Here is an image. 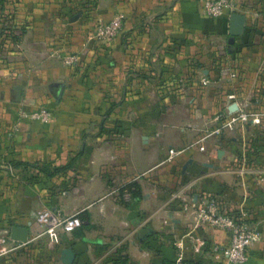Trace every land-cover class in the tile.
Listing matches in <instances>:
<instances>
[{
  "label": "crops",
  "instance_id": "1",
  "mask_svg": "<svg viewBox=\"0 0 264 264\" xmlns=\"http://www.w3.org/2000/svg\"><path fill=\"white\" fill-rule=\"evenodd\" d=\"M20 5L33 6L28 20L39 25L20 32L16 70L0 64V161L69 166L66 179L73 184L65 193V209L86 212L88 220L54 240L46 234L57 226L24 225L27 241L18 242L10 237L11 227L24 223L8 226V206L0 214V264H64L60 258L66 247L75 253L71 264H176L180 251L181 264H219L203 247L195 251L194 237L224 242L225 232L193 230V216L180 211L173 212L175 224L166 220L170 191L182 173L222 203L234 207L243 202L263 236L251 247L246 264H264V151L248 159L254 176L245 175L244 184L233 171L235 150L227 143L219 146L218 155L220 148L211 139L206 153L172 162L178 169L164 163L167 153L160 152L166 135L178 141L168 148L189 143L196 135L191 128L203 127L228 93L248 99L249 88H258L252 98L264 112L263 37L255 34L254 43L241 50L240 63L230 65L216 61L224 59V48L210 42L227 21L205 16L202 0H23ZM116 12L124 16L118 36L110 42L94 39V24ZM252 12L244 7L246 23L253 21ZM26 53L35 63L28 68ZM64 55H75L78 62L67 65ZM225 58L229 62L228 53ZM203 76L208 85L201 83ZM15 86L22 89L13 106ZM41 106L53 111L48 122L19 117L20 111ZM166 113L183 123L168 132L166 123L159 122ZM13 125L20 131L12 132ZM130 182L138 186L139 196L132 197L125 187ZM11 242L17 244L10 248ZM39 242L50 251H37Z\"/></svg>",
  "mask_w": 264,
  "mask_h": 264
},
{
  "label": "built area",
  "instance_id": "2",
  "mask_svg": "<svg viewBox=\"0 0 264 264\" xmlns=\"http://www.w3.org/2000/svg\"><path fill=\"white\" fill-rule=\"evenodd\" d=\"M201 8L203 14L209 18H228L233 12L239 13V2L238 0H202ZM123 19L124 16L120 12H116L108 21L98 20L92 30L94 39L100 42H110L115 39L122 29ZM62 59L67 65H73L78 60L75 55H64ZM235 75V72L230 73L231 77ZM201 83L205 86L210 83V80L203 76ZM233 104H235V109L231 108ZM52 112L49 108L41 107L28 112L20 111L19 117L46 123L51 119ZM263 117L264 112L262 111L251 112L248 110L246 99L242 100L237 98L234 93H228L225 96V105L215 108L205 118L203 127L194 126L191 128L196 131V135L189 143H184L180 148H168L164 163H172L185 155H191L192 152L206 153L212 138L223 135L229 141L233 137L242 136L243 138L248 122L251 121L250 126L259 125ZM15 129H18V126ZM248 159L247 151L241 150L238 157L235 152V159L232 161V164L234 163L240 169L239 176L242 184H244V176L250 173ZM194 180H191L190 176L186 181L181 178L170 191L167 203L169 211L166 220L175 224L177 219L173 217V212L180 211L193 216V230L209 227L225 232L227 239L224 242L210 241L208 243L202 237H194V240L198 241L195 251L201 250L203 247L219 264H246L250 257L251 247L263 238L262 232L251 222V216L243 202L234 207L222 203L214 195L196 189L195 182L190 184ZM170 205L174 209H171ZM58 224L62 232L69 234L82 225V220L78 213H74L59 220ZM52 230L53 228H50L47 232H52ZM51 237V240L56 239L55 234ZM182 247L180 246V249ZM181 261L182 253L180 251L176 258V264H181Z\"/></svg>",
  "mask_w": 264,
  "mask_h": 264
},
{
  "label": "rangeland",
  "instance_id": "3",
  "mask_svg": "<svg viewBox=\"0 0 264 264\" xmlns=\"http://www.w3.org/2000/svg\"><path fill=\"white\" fill-rule=\"evenodd\" d=\"M22 1L23 0L0 1V64L4 65L5 68L7 67L9 71L16 70V62L17 60H21L17 57L15 53L21 46L19 43L20 32L22 33L24 31L30 33L31 31L34 30L35 26L39 25V24L36 25L35 23L28 20V18L33 15L34 8L33 6L31 7L28 6L25 7V5L21 6L20 4ZM244 1L245 0H238V2L240 3L238 8L240 14H242L244 11V6L241 8V5L242 3H244ZM256 1L257 0H253V3L256 4ZM246 2L247 1H245V3ZM24 17L27 20L26 22H23ZM252 17H253V21L251 22V24L254 27L253 30L256 31V35L257 34L260 35L262 32H264V21H263L264 17L262 16L261 13H259L256 10H253ZM213 40L214 41L211 40L210 42L215 46V48L218 47L224 48V59L217 58L219 56H216L217 58L216 61L218 63L223 62L225 64L227 63L230 65L240 63L239 59H240L241 50L244 47H246L243 41L244 40L243 34L230 37L228 34V21L225 25L223 32L217 34ZM231 40L233 41L232 43ZM263 46L264 44L262 43L261 47ZM227 53L230 59L229 62L225 60L226 59L225 55ZM26 54H27L25 58V61L27 62L26 67L29 65H35V63H33L34 60L33 56H31L28 53ZM1 68L2 67L0 66V69ZM257 89L258 88L250 87L248 91L249 96L256 98L257 96H254L253 94L258 93L256 91ZM14 95L15 92L11 94V100H10V103L13 106L16 105V103H14L15 102ZM256 100L253 98L251 100V103L248 104L249 111L251 112L259 111V109L256 107L257 106V103H255ZM51 103H53V101ZM162 104L165 105L167 103L165 104L162 103ZM44 105L46 106L47 104ZM154 105H156V103ZM13 106L11 110H13ZM45 106H41V107H45ZM181 106L183 105L181 104ZM207 107L210 106L208 105ZM24 111L28 112L27 110ZM155 120L157 121L159 119H155ZM162 121L166 123L167 125L166 127H168L167 130L169 132L176 130L175 129L176 126L182 124L184 120L182 118H179L178 116L168 117V113H166L159 120V122ZM15 126L13 125L11 127L12 132L17 133L20 130L19 128L15 129ZM255 128H257V126ZM172 138L173 137H171V139ZM167 141H168V135H166V141H163L162 143L164 145V149L161 150L160 152L167 153L169 143L172 144L173 146H176L178 144V141L176 140L175 141L171 140L168 142ZM191 155L193 156L194 152H192ZM250 157H252V155ZM203 158L206 159L205 156L201 157V159ZM16 163H18V161L9 162L8 164L3 165L2 161H0V214L5 208H8L9 206L10 222L8 226L13 225L14 224L13 221L16 220L21 223H24L23 226L24 225L25 226H57L58 228H55L54 230H52V232H47L46 236L50 240L52 239L51 236H53L54 234L56 236L60 235L59 238H61L62 232L61 229L59 230L60 225L58 224V221L62 220L63 218H65L70 214L75 213V211H71V210L68 211L65 209L66 202L69 201L66 200L65 193L66 191H69L71 185L73 184L71 183V180L66 179L67 172H64L62 174L53 177H49L44 175L43 173H40V171L37 170V168L32 165L16 166ZM181 164L183 163L181 162ZM41 166L47 167L49 170L55 167V165H53V162H48V161L44 162ZM173 167H176V169H178L177 168L178 165L171 163V168ZM227 168L228 167H224V170H226ZM231 168L232 167H229L228 169L230 170ZM249 170H250L249 174L253 175V171L251 170V168H249ZM210 171H212V169H210ZM233 171L239 174L240 169L238 168V166H235L233 168ZM178 179L179 178H177V180ZM194 182L196 183V180L191 182L190 184H193ZM234 188L236 189L237 187ZM18 191L20 192L18 193ZM56 203H60L58 205L61 206L56 205ZM26 204L32 207L34 204V207L32 209L25 207ZM61 210L63 211L61 212ZM15 244L17 243L11 242L9 244V247L11 248ZM34 248L35 249L37 248L38 249L37 251H39L41 254L43 252H48L51 249L48 244L47 245L45 244V242L43 243L39 242L35 244ZM125 250H126L125 248L124 249L122 248L121 251H125ZM124 256L126 260H128L127 255L124 254ZM15 263L22 264L21 260L19 261V263L16 260ZM15 263L10 262V264H15Z\"/></svg>",
  "mask_w": 264,
  "mask_h": 264
},
{
  "label": "flooded vegetation",
  "instance_id": "4",
  "mask_svg": "<svg viewBox=\"0 0 264 264\" xmlns=\"http://www.w3.org/2000/svg\"><path fill=\"white\" fill-rule=\"evenodd\" d=\"M252 27H253V25L250 22L246 23V20H245L243 35L246 38V43H247L246 47H249L255 41L256 31L254 30L252 32L251 31ZM260 35L263 37L262 40H264V32H262ZM239 99H243V98H239ZM252 99H253L252 97L246 99L247 103L248 104L251 103ZM224 105H225V103L222 104L221 107H223ZM256 107L259 108V106H256ZM250 124H247L246 132H244L243 138H242V136H239L238 138L233 137L229 141V139L225 135H223L220 137L212 138L213 140H215L217 142V143H214L213 145L218 144V146H222L224 143H227V145H230V147L235 150L237 157H238V154L241 152V150H246L248 156H249V152L254 150V151H257V154L260 156V154H263L262 151H264V117L260 120L259 125L250 126ZM261 124H263V125H261ZM256 126H257V128H255ZM251 136H252V138H251ZM227 141H229V142H227ZM243 145H244V147H243ZM208 148H210L209 144H208ZM221 149L222 148H220V150Z\"/></svg>",
  "mask_w": 264,
  "mask_h": 264
},
{
  "label": "water",
  "instance_id": "5",
  "mask_svg": "<svg viewBox=\"0 0 264 264\" xmlns=\"http://www.w3.org/2000/svg\"><path fill=\"white\" fill-rule=\"evenodd\" d=\"M245 16L243 14L237 13V12H233L230 14V16L228 17V34L230 37H234V36H238L243 34L244 31V26H245ZM233 41L231 40V43ZM21 86H15L14 90H15V100L19 101L20 97H21ZM231 108L235 109V104H233V106ZM250 122H248V124H250ZM222 153V150L218 151V155H220ZM192 160H188V163H191ZM203 166H208L211 167L212 164L209 163H201ZM27 236H28V229L25 226H20V225H14L11 227V233H10V237L12 240L14 241H18V242H26L27 241ZM75 257V253L72 250V248L70 247H66L63 248L61 250V261L64 264H71L74 260Z\"/></svg>",
  "mask_w": 264,
  "mask_h": 264
},
{
  "label": "trees",
  "instance_id": "6",
  "mask_svg": "<svg viewBox=\"0 0 264 264\" xmlns=\"http://www.w3.org/2000/svg\"><path fill=\"white\" fill-rule=\"evenodd\" d=\"M0 1H2V0H0ZM262 1H264V0H257L256 1V4L255 3H253V0H250L249 2L247 1L246 3L244 2V3H242V5H241V7H248V8H250V9H252V10H256V11H258L259 13H261L262 14V16L264 17V3L262 2ZM249 3V4H248ZM223 19H226V21H228V18L227 17H222ZM253 28L254 27H252L251 28V31L253 32L254 30H253ZM22 33H24V31L22 32ZM243 41H244V45L245 46H247V43H246V38L244 37V35H243ZM78 61H76V63H77ZM76 63H74V64H76ZM253 156H256L257 155V151H250L249 152V158H250V156L251 155ZM21 165H26V166H28V165H32V166H34V167H36L37 168V170H39L40 171V173H43L44 175H46V176H49V177H53V176H56V175H59V174H62V173H64L68 168H69V166H67V165H63V166H55L53 169H51V170H49L47 167H44V166H39V165H36V164H31V163H28V162H23V163H20ZM182 176H181V178L183 179V181H186L187 179H189V175L188 174H186V173H182L181 174ZM125 187H127L128 189H130V191H131V194H132V197H137V196H139L138 195V193H139V191H138V186L136 185V183L135 182H130V183H128V184H126L125 185ZM170 208L171 209H174V207L172 206V205H170ZM78 216L81 218V220H82V223L84 222V221H86V220H88V215H87V213L86 212H80L79 214H78ZM83 225V224H82ZM81 225V226H82ZM8 256V255H7ZM6 259L7 260H9V261H11L10 259L11 258H9V257H6ZM164 264H174L172 261H165V263Z\"/></svg>",
  "mask_w": 264,
  "mask_h": 264
}]
</instances>
